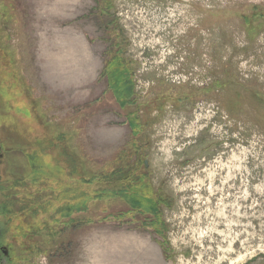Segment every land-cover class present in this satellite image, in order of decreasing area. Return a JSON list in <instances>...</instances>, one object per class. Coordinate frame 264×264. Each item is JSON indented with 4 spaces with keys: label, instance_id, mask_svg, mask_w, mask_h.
Segmentation results:
<instances>
[{
    "label": "rangeland",
    "instance_id": "obj_1",
    "mask_svg": "<svg viewBox=\"0 0 264 264\" xmlns=\"http://www.w3.org/2000/svg\"><path fill=\"white\" fill-rule=\"evenodd\" d=\"M50 2L0 0V231L11 256L0 251V264H264V0H66L53 13ZM55 28L76 32L96 61L68 94L40 57ZM119 72L134 84L123 107ZM85 173L110 183L140 173L151 187L136 215L114 219L127 198L101 192L79 210L85 192H56ZM146 197L159 202L157 232L139 214Z\"/></svg>",
    "mask_w": 264,
    "mask_h": 264
},
{
    "label": "trees",
    "instance_id": "obj_2",
    "mask_svg": "<svg viewBox=\"0 0 264 264\" xmlns=\"http://www.w3.org/2000/svg\"><path fill=\"white\" fill-rule=\"evenodd\" d=\"M117 59H118L117 60L118 65L114 69H110V68L108 69V67L111 66L110 64L113 60L110 59L107 62L106 66L104 68L103 74L106 75V73L108 71H112V70L118 69L120 67L119 66V61H120L119 56L117 57ZM119 75L124 79L123 88L127 87L129 89L130 93L128 94V97L126 99L119 97L118 94H115V93H112V94H113L114 99L117 101V103L123 107V106H126L128 103H130L129 98H130V96H133L132 94H133L134 84L132 81H128V79L126 78L128 76H125L121 72H119ZM107 79H108V77H107ZM109 81L110 80L108 79L107 89L109 91H111V86H110ZM136 113L137 112H132V113H129L127 115V119H131L129 121V127L131 128V132H132L133 137H134V140L131 142L132 148L138 147V141L136 140V138H138V136H139V132H138L139 131V122H138L139 119H138V115ZM126 154H127V152H126ZM142 165L143 166L145 165L144 161H142ZM145 168H147V167H145ZM105 171L108 172L107 170H105ZM117 171H114L115 175L118 174ZM128 176L130 177V175H128ZM141 176L142 175L139 173V174H137V176L135 178L133 177L132 179H130L128 177V178L123 179L122 182H121V178H118V179L112 178L113 181L111 183H110V181L103 180L102 182L105 184V186L102 185L103 187L100 188V186L102 184L101 180L97 179L98 177H93V178L88 177L87 178V174L85 173L76 179L71 178L67 183H62V181L59 180L57 182L56 192H71V190H72L71 188H75V187H76L77 192H85V200L83 201V199H81L82 198V194H81V195H79V201L76 202V203H79L80 206L83 204V206L81 208H79L77 206V209H79V210L86 209L88 204L91 201H93L96 198H100L101 192H112L111 195L115 194L118 197H120V196L125 197L128 200L129 204L127 203V206L129 207V209L122 212V213L109 215V216H112L114 219H117V218H122V216H125V215L126 216L127 215L130 216L132 214L136 215L135 211L140 209L137 206L138 205L140 206L141 203L138 200H136V198L147 196V193L149 191V190H147V188L151 187L149 181H147L146 178L143 179V177H141ZM77 187L79 188L78 190H77ZM83 195H84V193H83ZM130 198L132 199V203H130V201H129ZM146 198H147V201L149 199H151L150 197H146ZM157 203H159V202L154 201V200L148 201L147 206L149 207L150 210H146L144 213L143 212L139 213L142 215L149 216L147 219L144 220V223L149 225L156 232L158 231L156 229V226H157L156 225L157 224L156 219L159 218L161 216V213H162L161 210L157 207V205H158ZM136 204H137V206H136ZM64 207L67 208V211L65 212L67 214L65 216H72V212H76V210L71 211L73 208H75L74 205L69 204V205H67V207L66 206H64ZM90 222L91 221H89V223ZM81 224H83V222Z\"/></svg>",
    "mask_w": 264,
    "mask_h": 264
},
{
    "label": "bare ground",
    "instance_id": "obj_3",
    "mask_svg": "<svg viewBox=\"0 0 264 264\" xmlns=\"http://www.w3.org/2000/svg\"><path fill=\"white\" fill-rule=\"evenodd\" d=\"M62 1L66 0H53L46 10L50 13L56 12L63 6ZM46 35L42 37L40 48L44 77L55 87L65 90L68 94L78 88L77 84L91 79L96 61L76 32L70 29L55 28L51 35ZM103 260L99 264H105ZM109 260L110 258L106 261Z\"/></svg>",
    "mask_w": 264,
    "mask_h": 264
},
{
    "label": "flooded vegetation",
    "instance_id": "obj_4",
    "mask_svg": "<svg viewBox=\"0 0 264 264\" xmlns=\"http://www.w3.org/2000/svg\"><path fill=\"white\" fill-rule=\"evenodd\" d=\"M1 148V146H0ZM3 159V154H2V149H0V166H1V161ZM1 220H0V224H1ZM6 235L3 234V229L0 231V251H1V255H3L4 257H6L5 259H10V253H9V248H8V239H6L5 237ZM0 261H1V256H0Z\"/></svg>",
    "mask_w": 264,
    "mask_h": 264
},
{
    "label": "crops",
    "instance_id": "obj_5",
    "mask_svg": "<svg viewBox=\"0 0 264 264\" xmlns=\"http://www.w3.org/2000/svg\"><path fill=\"white\" fill-rule=\"evenodd\" d=\"M76 131V130H75Z\"/></svg>",
    "mask_w": 264,
    "mask_h": 264
},
{
    "label": "water",
    "instance_id": "obj_6",
    "mask_svg": "<svg viewBox=\"0 0 264 264\" xmlns=\"http://www.w3.org/2000/svg\"><path fill=\"white\" fill-rule=\"evenodd\" d=\"M147 163V162H146Z\"/></svg>",
    "mask_w": 264,
    "mask_h": 264
}]
</instances>
